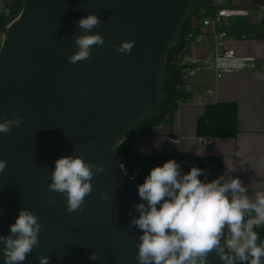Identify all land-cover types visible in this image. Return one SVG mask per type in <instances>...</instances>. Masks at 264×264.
I'll use <instances>...</instances> for the list:
<instances>
[{
	"label": "water",
	"instance_id": "95a60500",
	"mask_svg": "<svg viewBox=\"0 0 264 264\" xmlns=\"http://www.w3.org/2000/svg\"><path fill=\"white\" fill-rule=\"evenodd\" d=\"M20 1L22 11L0 47V122L14 110L23 117L20 127L0 134V159L7 161L0 173V235L29 209L39 217L40 246L23 264H39L38 256H49L50 264H139L142 232L130 223L139 216L133 205L143 201L116 146L160 104L165 58L194 0ZM89 13L102 21L90 34L105 42L71 64L67 57L83 34L78 21ZM126 40H135L131 52H117L113 46ZM68 155L105 164L83 212H67L66 197L48 189L55 161ZM93 251L96 261L88 259ZM208 261L227 264L215 251Z\"/></svg>",
	"mask_w": 264,
	"mask_h": 264
},
{
	"label": "clouds",
	"instance_id": "9594fccd",
	"mask_svg": "<svg viewBox=\"0 0 264 264\" xmlns=\"http://www.w3.org/2000/svg\"><path fill=\"white\" fill-rule=\"evenodd\" d=\"M101 23L93 13L78 21L83 34L75 38L77 50L67 57L69 63L89 59L92 47L104 44L101 34H90ZM134 46L135 40H126L113 47L127 54ZM10 115L11 119L5 114L0 122V134H10L22 124L18 111ZM6 167L7 161L0 159V173ZM104 170L105 164L86 162L79 155L60 157L55 161L48 189L66 197L67 212H83L85 198L93 191L91 181ZM229 171L236 169L233 166ZM202 174L203 170L195 166L184 174L180 165L169 159L152 168L137 186L143 202L133 205L139 216L133 217L130 228L142 232L136 244L139 264H209L208 256L213 251L227 264H264V241L257 243L256 231L264 226V191H257L253 199L238 177L222 175L205 182L199 178ZM101 198L106 200L107 196ZM49 203H55L53 197H49ZM40 230L39 217L29 209H21L9 234L0 235L5 264H23L40 246ZM37 259L39 264H50L49 256ZM88 259L96 261L99 256L93 251Z\"/></svg>",
	"mask_w": 264,
	"mask_h": 264
},
{
	"label": "crops",
	"instance_id": "0c3cea01",
	"mask_svg": "<svg viewBox=\"0 0 264 264\" xmlns=\"http://www.w3.org/2000/svg\"><path fill=\"white\" fill-rule=\"evenodd\" d=\"M260 7H247L250 15L237 18L231 34V45L241 55L256 57L258 67L226 72L220 78L212 70L200 69L191 80L192 94H200L216 86L217 102L237 103V135L199 137L197 123L206 104L186 101L180 103L172 124L158 125L151 135L138 136L131 145L133 154L220 156L222 171H203L199 177L202 181L211 182L222 175L232 176L243 182L253 199L257 191H264V9ZM257 9L259 11L256 12ZM242 33L247 38L237 37ZM207 49L196 42L193 53L204 54ZM203 70L205 72H200ZM169 137L175 140L170 142ZM233 166L236 171L230 172ZM188 167L187 164L182 165L183 169Z\"/></svg>",
	"mask_w": 264,
	"mask_h": 264
},
{
	"label": "trees",
	"instance_id": "16d2710c",
	"mask_svg": "<svg viewBox=\"0 0 264 264\" xmlns=\"http://www.w3.org/2000/svg\"><path fill=\"white\" fill-rule=\"evenodd\" d=\"M5 7L11 10V16L0 13V29L6 32L10 21L17 18L22 11L20 0H2ZM205 6L203 0H194L187 20L182 24L180 34L170 48L165 58L163 97L154 112L143 121L134 125L128 131L124 140L116 146V151L125 171L133 177L137 184H142L150 170L158 165L162 166L169 159H174L186 174L193 167L182 168L183 164L193 163L195 167L206 170L222 171V157L220 156H190L178 154H133L131 145L138 136L151 135L155 127L161 124H172L174 114L180 103L192 98V92L183 88V70L185 59L192 52L194 39L190 33L200 31L199 20L201 9ZM238 132V105L236 102H213L205 106L203 115L197 123V135L204 138L235 137ZM213 163L214 167L210 168ZM258 244L264 241V226L257 228Z\"/></svg>",
	"mask_w": 264,
	"mask_h": 264
},
{
	"label": "built area",
	"instance_id": "2783aa9c",
	"mask_svg": "<svg viewBox=\"0 0 264 264\" xmlns=\"http://www.w3.org/2000/svg\"><path fill=\"white\" fill-rule=\"evenodd\" d=\"M203 1L205 2V6L201 9L202 17L199 20L200 31L197 34L190 33L188 37L194 39V45L196 42H199L201 45L208 47V49L204 54L193 53V45L191 54L185 59L183 88L188 91L192 90L191 80L197 70H212L216 77L220 78L226 72L256 69L258 67L256 57L241 55L231 45V34L235 20L240 17L249 16L250 9L244 6H229L226 4V0ZM0 13L11 16V10L5 7L3 3L0 6ZM4 36L5 32L0 29V47ZM237 37L245 39L247 35L242 33L239 36L237 35ZM216 100L217 88L216 86H212L200 94H193L192 98L188 101L208 104L217 102ZM168 140L173 142L175 139L169 137ZM187 165L189 167L194 166L193 163H187ZM209 166L213 168L214 164L211 163Z\"/></svg>",
	"mask_w": 264,
	"mask_h": 264
},
{
	"label": "rangeland",
	"instance_id": "374dc122",
	"mask_svg": "<svg viewBox=\"0 0 264 264\" xmlns=\"http://www.w3.org/2000/svg\"><path fill=\"white\" fill-rule=\"evenodd\" d=\"M2 0H0V6L2 5ZM227 5H232V6H245L249 8H254V7H260L264 5V0H226ZM264 9V6H262ZM261 8V7H260ZM259 11V9L256 10V12ZM202 70V69H201ZM200 72H205L200 71Z\"/></svg>",
	"mask_w": 264,
	"mask_h": 264
}]
</instances>
